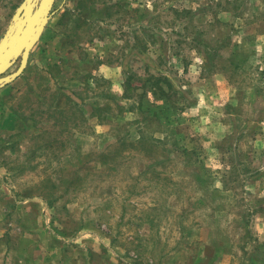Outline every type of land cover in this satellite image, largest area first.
Listing matches in <instances>:
<instances>
[{"label":"rangeland","instance_id":"rangeland-1","mask_svg":"<svg viewBox=\"0 0 264 264\" xmlns=\"http://www.w3.org/2000/svg\"><path fill=\"white\" fill-rule=\"evenodd\" d=\"M21 2L0 0V38ZM226 2L56 0L0 88V204L43 199L114 264H264V0Z\"/></svg>","mask_w":264,"mask_h":264},{"label":"crops","instance_id":"crops-1","mask_svg":"<svg viewBox=\"0 0 264 264\" xmlns=\"http://www.w3.org/2000/svg\"><path fill=\"white\" fill-rule=\"evenodd\" d=\"M2 143L0 187L5 194L9 190L3 180L15 172L9 164L10 156L3 158ZM48 206L43 199L20 202L12 197L0 204L4 213L0 215V264H107L109 257L110 264H114V256L109 254H114L113 251L83 253L84 250L78 251L75 246L69 248L61 231H50L48 220L43 216Z\"/></svg>","mask_w":264,"mask_h":264},{"label":"water","instance_id":"water-1","mask_svg":"<svg viewBox=\"0 0 264 264\" xmlns=\"http://www.w3.org/2000/svg\"><path fill=\"white\" fill-rule=\"evenodd\" d=\"M56 0H22L0 38V88L25 71L32 49L56 12ZM16 70L4 74L17 60Z\"/></svg>","mask_w":264,"mask_h":264},{"label":"trees","instance_id":"trees-1","mask_svg":"<svg viewBox=\"0 0 264 264\" xmlns=\"http://www.w3.org/2000/svg\"><path fill=\"white\" fill-rule=\"evenodd\" d=\"M122 1V0H121ZM241 2H242V0H227V4L225 5V8L226 9H228L229 11H235V12H238V13H236V14H240L239 13V11H237V10H239L240 9V7H241ZM120 7V8H122L124 5L121 3V2H115V3H112V4H110V3H108L107 5H106V8H107V10H109V9H113V7ZM117 12H120V13H122L123 11H122V9H120V10H117ZM116 12V13H117ZM177 12L178 13H182V14H185V13H189V12H191V10L190 9H181V10H177ZM107 15V17H109V18H111L112 16H111V14L109 13V14H106ZM103 19H104V17H103ZM105 20V19H104ZM197 39H199V38H196V40ZM197 41H202V40H197ZM199 49H201V51L203 52V53H205L204 54V56H203V59L205 60V62H206V66H207V68H208V70H210L211 71V69H209V68H212L216 63H215V61H214V55H213V53H215V51H217L218 49H217V47L215 46V47H213V46H211V45H205L204 44V42H201V44H200V46H199ZM206 68V69H207ZM167 79V78H166Z\"/></svg>","mask_w":264,"mask_h":264}]
</instances>
